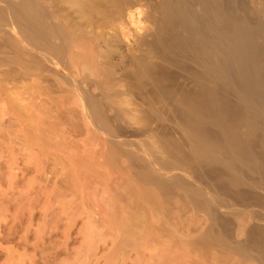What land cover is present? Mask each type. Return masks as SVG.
Masks as SVG:
<instances>
[{"label": "rangeland", "instance_id": "rangeland-1", "mask_svg": "<svg viewBox=\"0 0 264 264\" xmlns=\"http://www.w3.org/2000/svg\"><path fill=\"white\" fill-rule=\"evenodd\" d=\"M161 1L0 0V264L264 263L246 241L264 219V192L234 185L218 163L189 159L178 102L197 93L206 55L156 48ZM237 1L253 17L256 0ZM8 8L65 31L71 47L56 58L19 38ZM144 62L165 70L162 87L140 73ZM84 91L99 101L105 124L86 117ZM25 104L28 112L44 107L36 134V122L33 132L23 125ZM196 189L222 202L213 211L195 204ZM149 194L162 202L158 213L147 209ZM138 213L147 225L127 240L123 231Z\"/></svg>", "mask_w": 264, "mask_h": 264}, {"label": "bare ground", "instance_id": "bare-ground-1", "mask_svg": "<svg viewBox=\"0 0 264 264\" xmlns=\"http://www.w3.org/2000/svg\"><path fill=\"white\" fill-rule=\"evenodd\" d=\"M73 2L78 4V0H73ZM256 3H258V8L254 10V14L257 15L254 21V14L253 17H246L239 12L237 0H162L163 18L154 34L153 43L156 48L166 52L187 49L202 51L206 55L202 62L204 81L199 85L197 93L192 97H184L178 102V108L186 123L191 142L189 159L218 163L229 172L230 181L234 185L247 184L251 188L264 192V0H256ZM8 10L6 12H9V15L6 14L7 18L10 16L11 21L9 22L16 25L15 28L18 29L17 34L15 32L13 34L26 39L32 46L43 47L51 56L56 58L64 52L65 48L71 47L70 42L66 44L68 36L65 31L56 27H53V30H47L32 14L24 13L16 8H8ZM11 23L8 25L10 26ZM50 31L51 33H49ZM82 57L85 60H82L83 65L85 68H89L92 59L86 55ZM140 73L152 75L160 87H162L165 75H167L162 66L153 62H144L140 67ZM41 93L37 92L35 95L40 96ZM80 96H82L83 106H85L86 117H90L91 124L96 125L98 121L105 124L104 111L99 101L95 97L89 96L85 91ZM21 100L23 104L24 99L21 98ZM39 102L42 101L39 100ZM15 104L17 106L16 101ZM27 104L31 105L30 103ZM16 106L14 107L17 112H21L18 111V108L22 105L18 104V108ZM22 107L24 108V104ZM27 107L29 106L26 105ZM32 107L29 112L27 111L28 108L23 109V114L25 111L27 113L20 115L23 116V125L25 124L26 128L30 126L29 132L32 130L38 132L41 131L38 125L42 124L38 122L39 118L37 117L43 113L41 110L44 107ZM44 114L42 116L45 117ZM22 119L20 118L18 121ZM35 122L37 126L34 127ZM31 126L34 127L32 130ZM25 132L27 133V130ZM48 132L51 131L48 130L46 133ZM22 133L20 134L22 135ZM44 133L43 136L46 135ZM31 137L30 139H33ZM30 139L27 135L26 140L29 141ZM210 173H213L211 169ZM250 173H257L258 179L251 180L248 178ZM219 190L221 193H227L230 188L226 183L220 181ZM193 194L197 196L196 203H194L205 204L210 211H213L222 202V198L213 193H203L196 189ZM250 194L255 198L257 197L255 192ZM153 197L152 195L150 198L148 196L149 203L147 198L145 199L147 206L149 205L148 207L145 205V208L147 207L150 212L160 211L163 206L161 205L162 202ZM192 199H190L191 202ZM156 214L153 213L154 216L150 218L156 219ZM139 215H137L138 217H131L132 219L126 216L130 222V229L125 232L122 231L123 235L127 233V236H124L126 239L128 238L127 240L131 238V235H134L132 237L136 239L137 233L136 235L134 233L141 231V224L147 225L145 221H147L148 216L144 213ZM216 219L222 220L223 225H221L222 230H224L227 221L220 218L218 214H216ZM123 222L120 224L122 227H124ZM127 224L128 222L126 226ZM226 228L228 225L225 227L227 232ZM140 231L139 233H141ZM218 236L217 238H219ZM246 241L259 250L254 249V251L257 250L258 253H261L259 257L264 262V219L261 223L258 222L254 225Z\"/></svg>", "mask_w": 264, "mask_h": 264}]
</instances>
